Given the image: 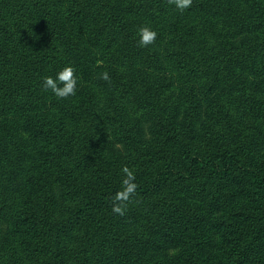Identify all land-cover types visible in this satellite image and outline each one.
Segmentation results:
<instances>
[{
  "label": "trees",
  "instance_id": "16d2710c",
  "mask_svg": "<svg viewBox=\"0 0 264 264\" xmlns=\"http://www.w3.org/2000/svg\"><path fill=\"white\" fill-rule=\"evenodd\" d=\"M0 264H264V0H0Z\"/></svg>",
  "mask_w": 264,
  "mask_h": 264
},
{
  "label": "clouds",
  "instance_id": "9594fccd",
  "mask_svg": "<svg viewBox=\"0 0 264 264\" xmlns=\"http://www.w3.org/2000/svg\"><path fill=\"white\" fill-rule=\"evenodd\" d=\"M169 5H173L180 12H184L193 5V0H167ZM158 33L149 25H142L137 30L138 45L148 47L156 42ZM99 78L110 82L108 72L99 74ZM78 86V77L75 68L71 65H65L56 75L43 78V88L45 91H51L58 99H68L76 95ZM121 172L123 179L121 189L112 197V212L115 215L124 216L127 211V205L130 199L135 195L138 184L135 182V172L125 165Z\"/></svg>",
  "mask_w": 264,
  "mask_h": 264
},
{
  "label": "rangeland",
  "instance_id": "374dc122",
  "mask_svg": "<svg viewBox=\"0 0 264 264\" xmlns=\"http://www.w3.org/2000/svg\"><path fill=\"white\" fill-rule=\"evenodd\" d=\"M207 41L209 43L210 46L216 45L215 41L211 38H207ZM149 123L145 122L144 126H143V133L145 137L149 136ZM204 235H206L210 240L215 241H219V238L217 237V235L214 236V234H210L209 232H204ZM181 253V248H167L164 251H161L158 253L159 256L161 257H168V258H178V255Z\"/></svg>",
  "mask_w": 264,
  "mask_h": 264
}]
</instances>
